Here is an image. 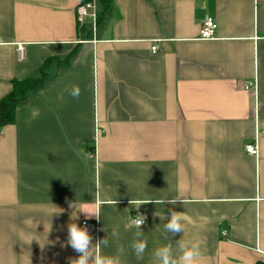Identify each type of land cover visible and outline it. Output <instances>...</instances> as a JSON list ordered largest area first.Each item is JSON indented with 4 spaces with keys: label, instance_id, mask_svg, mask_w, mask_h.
Masks as SVG:
<instances>
[{
    "label": "crops",
    "instance_id": "obj_1",
    "mask_svg": "<svg viewBox=\"0 0 264 264\" xmlns=\"http://www.w3.org/2000/svg\"><path fill=\"white\" fill-rule=\"evenodd\" d=\"M84 1L0 0V102L47 62L52 77L0 127V264H70L67 225L83 221L122 264H157L169 243L178 256L180 239L200 264H264V0H111L94 41ZM159 199L176 203H137Z\"/></svg>",
    "mask_w": 264,
    "mask_h": 264
},
{
    "label": "clouds",
    "instance_id": "obj_2",
    "mask_svg": "<svg viewBox=\"0 0 264 264\" xmlns=\"http://www.w3.org/2000/svg\"><path fill=\"white\" fill-rule=\"evenodd\" d=\"M73 98H78L80 95V88L78 85H73L70 89H66ZM133 201L131 200L130 203ZM154 202L155 204H175L176 200L159 199V200H148L143 202H137L138 206L141 204ZM116 204V201H113ZM87 214V218H91L95 215L96 219L99 220V212H89L81 209ZM156 214V213H155ZM158 215V214H156ZM159 216V215H158ZM161 219H166L167 222L164 225L165 233H169L172 236L177 233L184 231L183 221L185 219L182 212L171 211L169 216L161 217ZM73 221L78 219V217L71 218ZM145 217L139 215L137 218L133 219L129 227L134 226L136 231L134 233L133 242L131 247L137 258L143 256L145 250L148 247V242L143 238L144 233L141 230V225L144 223ZM68 239L67 244L75 252L79 254L78 258L70 260V264H122L120 256L123 254V248L118 249V254L116 255H103L101 253V245L107 247L109 241L106 238L98 240L95 245L92 244V236L86 226L81 227L75 222H70L67 225ZM112 236L118 235L115 228L112 229ZM167 238V237H166ZM176 252L179 253L178 256L174 255V250L172 244H165L156 248L153 252V256L157 264H200L201 260V244L199 241H188V240H178Z\"/></svg>",
    "mask_w": 264,
    "mask_h": 264
},
{
    "label": "trees",
    "instance_id": "obj_3",
    "mask_svg": "<svg viewBox=\"0 0 264 264\" xmlns=\"http://www.w3.org/2000/svg\"><path fill=\"white\" fill-rule=\"evenodd\" d=\"M99 6L102 20L110 10L111 0H99ZM68 64V62L65 63V66ZM48 66L49 62L41 67L38 77L12 82L10 94L0 102V127L13 124L16 107L25 104L32 95L52 79L46 72Z\"/></svg>",
    "mask_w": 264,
    "mask_h": 264
},
{
    "label": "built area",
    "instance_id": "obj_4",
    "mask_svg": "<svg viewBox=\"0 0 264 264\" xmlns=\"http://www.w3.org/2000/svg\"><path fill=\"white\" fill-rule=\"evenodd\" d=\"M99 2L95 0L84 1L80 3L75 9V21L79 29H89V33L92 35L94 41L95 33L98 29L99 20L101 18L99 11ZM201 39L204 41L211 40L215 36V25L210 19H204L201 23L200 31ZM151 52L154 54L156 52V47L151 48ZM18 56L21 60L23 58V49L19 47ZM244 151L250 156H257L258 148L256 142L246 144L244 146ZM143 225V224H142ZM81 227L86 226L89 234L96 231L97 227L87 221H83L80 224ZM222 235H225L223 233Z\"/></svg>",
    "mask_w": 264,
    "mask_h": 264
},
{
    "label": "rangeland",
    "instance_id": "obj_5",
    "mask_svg": "<svg viewBox=\"0 0 264 264\" xmlns=\"http://www.w3.org/2000/svg\"><path fill=\"white\" fill-rule=\"evenodd\" d=\"M85 30H88V29L85 28Z\"/></svg>",
    "mask_w": 264,
    "mask_h": 264
}]
</instances>
